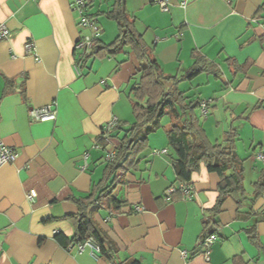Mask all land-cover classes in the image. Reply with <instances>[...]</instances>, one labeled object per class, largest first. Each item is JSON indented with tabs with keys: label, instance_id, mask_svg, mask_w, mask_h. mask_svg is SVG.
Segmentation results:
<instances>
[{
	"label": "crops",
	"instance_id": "0c3cea01",
	"mask_svg": "<svg viewBox=\"0 0 264 264\" xmlns=\"http://www.w3.org/2000/svg\"><path fill=\"white\" fill-rule=\"evenodd\" d=\"M71 1L0 0V23L8 31L0 40V140L17 152L13 163L0 166V264H110L88 248L68 250L55 235L72 237L66 217L77 210L72 198L84 196L102 178L106 151L97 140L103 126L112 116L131 120L128 93L138 63L128 47L115 57L81 59L74 44L83 28ZM167 2L166 12L154 0H124L123 9L165 75H182L195 51L211 63V70L198 74L197 89H183L192 98L211 99L204 118L197 109L210 143L236 130L234 149L243 159V186L251 203L254 183L264 177V163L254 158L264 148V0ZM112 3L99 0L97 11ZM99 25L100 39L103 33L109 41L101 40L111 42L117 24ZM29 41L38 59L25 51ZM52 104L55 120H30L31 108ZM161 123L149 134L137 167L117 178L112 195L122 203L118 212L108 216L101 209L93 215L118 245L119 259L231 264L242 254L264 264V190L251 206L248 201L238 206L228 196L214 212L218 176L200 164L191 174L190 197L168 192L178 181L166 137L169 117ZM31 188L33 203L25 197ZM255 218L260 247L246 233ZM206 221L208 233L216 235L207 259L197 245Z\"/></svg>",
	"mask_w": 264,
	"mask_h": 264
},
{
	"label": "trees",
	"instance_id": "16d2710c",
	"mask_svg": "<svg viewBox=\"0 0 264 264\" xmlns=\"http://www.w3.org/2000/svg\"><path fill=\"white\" fill-rule=\"evenodd\" d=\"M85 1V16L90 21L96 22V16L105 15L116 22L118 32L109 43L103 42L99 33L92 39L90 51L81 59L115 57L127 47L136 57L138 63L135 72L136 80L128 93L132 109L131 120H119L117 117L116 124L107 132L110 139L117 140V144L111 148L114 153L113 158L109 161L105 160L102 178L87 194L72 198L77 210L66 216L74 229L72 237L66 240L61 233H57L55 239L65 247L92 239L99 246L98 256L110 264H139L134 258L119 259L118 245L93 218V215L96 212L100 213L101 209H107L108 216L118 212L122 203L112 195L117 178L137 167L138 155L148 146L149 134L162 126L161 119L164 116L170 119V128L166 132V137L173 152L172 164L178 181L174 191H179V197H189L180 185L184 184L191 188V174L199 168L200 164H203L208 172L218 176L219 197L214 212L219 211L222 202L228 196L233 198L238 206L243 202L250 203V198L246 197L243 186V159L238 157L234 149L236 130L232 128L227 131L221 142L210 143L197 114L202 99L192 98L186 93L187 90H181L178 87L182 80H190L200 72L211 70V63L195 51L192 52L194 59L192 65L182 75H165L142 35L135 28L134 18L123 9L124 0H113L109 10L97 11L93 14L89 12L92 0ZM213 72L217 73V70ZM97 143L102 149H107V144L101 136ZM263 190L264 177H260L254 183V196L251 198V203ZM251 214L253 213L249 212V215ZM254 220V224L246 229V233L250 242L260 247L255 228V223L260 219ZM208 223L204 222L206 231L202 237L211 234L208 233ZM212 234L215 233L212 232ZM230 262L231 264H254L244 259L242 254L234 255Z\"/></svg>",
	"mask_w": 264,
	"mask_h": 264
},
{
	"label": "built area",
	"instance_id": "2783aa9c",
	"mask_svg": "<svg viewBox=\"0 0 264 264\" xmlns=\"http://www.w3.org/2000/svg\"><path fill=\"white\" fill-rule=\"evenodd\" d=\"M158 6L159 9L162 12H166L169 9L167 0H154ZM72 10L76 11L79 16V24H82L84 26L90 27L91 30V36L82 35V37L78 38L76 43L74 44V49L78 51L81 55H85L90 51L91 48V42L94 37H97L100 33L99 27L97 26L96 22L90 21L85 16V8H86V1L85 0H72L70 4ZM8 36V31L6 27L0 23V40L4 39ZM25 51L34 54L35 58L38 59L36 52H35V45L32 41L27 42L24 45ZM211 99H202L199 104L200 113L202 116H206L209 108H210ZM55 104L52 105H46L42 106L40 108H31L28 112V115L30 117L31 121H52L56 119L57 111L54 108ZM117 117L112 116V118L103 126L101 137L103 138V141L107 144V149L105 150V160L109 161L113 158V151L111 150L113 144L108 136L107 132L116 124ZM99 147V146H98ZM17 152L14 148L6 145L3 141L0 140V166L8 163H13L16 160ZM254 158L257 161L264 163V148H260L254 152ZM180 187L182 188L183 192L187 194L190 197L191 188L181 184ZM174 191V188H170L168 192ZM25 197L28 201L34 202L36 198V191L35 189H29L25 191ZM216 239L215 234H209L206 237H202L198 240V247L201 250L202 254L206 259L208 258V248L213 243V241ZM68 250H71L72 248H75L78 251H83L86 248L89 249L90 254L93 256H98L99 253V246L92 240L87 239L83 242H76L72 243L66 246Z\"/></svg>",
	"mask_w": 264,
	"mask_h": 264
},
{
	"label": "rangeland",
	"instance_id": "374dc122",
	"mask_svg": "<svg viewBox=\"0 0 264 264\" xmlns=\"http://www.w3.org/2000/svg\"><path fill=\"white\" fill-rule=\"evenodd\" d=\"M99 2V0H94V2H93V0H92V2H91V4H92V6L91 7H89V9H94V12H96L99 8H97V3ZM104 2V1H103ZM103 5V4H102ZM76 12V11H75ZM77 13V12H76ZM77 15H78V25L81 27V28H83V34L82 35H85V36H87V35H89V36H91V30H90V27H88V26H84V25H82V24H79V19H80V16H79V14L77 13ZM98 19H99V23H101V22H111V24H113L114 26L116 25L115 24V22L114 21H112V20H109V19H105V18H103V17H101V15H99L98 16ZM99 23H96L97 24V26L99 27V29H101L100 27V25H99ZM114 33V32H113ZM113 37V36H112ZM101 39L102 40H104L105 42L106 41H109V40H106V37H104L103 36V33H102V35H101ZM199 76L200 75H198L197 77H194V78H192V79H190V80H183V81H181V83L179 84V88L180 89H182V90H184L183 88H191L192 87V89L194 90V89H197L198 88V86H197V84L199 83L198 82V80H199ZM202 77H204L205 75H201ZM201 77V78H202ZM187 94H188V91L186 92ZM211 104V103H210ZM209 111H210V108H209ZM208 111V112H209ZM198 114H200L201 115V113H200V109H198ZM208 114V113H207ZM202 116V115H201ZM203 118H204V116H202ZM163 118H167V116H164ZM202 118V119H203Z\"/></svg>",
	"mask_w": 264,
	"mask_h": 264
}]
</instances>
